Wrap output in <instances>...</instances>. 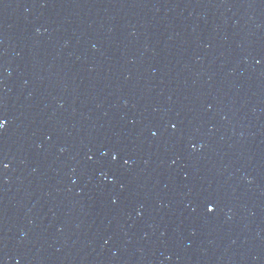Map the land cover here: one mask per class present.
Instances as JSON below:
<instances>
[{
    "label": "water",
    "instance_id": "1",
    "mask_svg": "<svg viewBox=\"0 0 264 264\" xmlns=\"http://www.w3.org/2000/svg\"><path fill=\"white\" fill-rule=\"evenodd\" d=\"M0 118V264H264V0H0Z\"/></svg>",
    "mask_w": 264,
    "mask_h": 264
},
{
    "label": "snow or ice",
    "instance_id": "2",
    "mask_svg": "<svg viewBox=\"0 0 264 264\" xmlns=\"http://www.w3.org/2000/svg\"><path fill=\"white\" fill-rule=\"evenodd\" d=\"M4 126H5V121L2 118H0V129H3ZM207 210L209 212H212L213 211V208L210 206V207H208Z\"/></svg>",
    "mask_w": 264,
    "mask_h": 264
}]
</instances>
